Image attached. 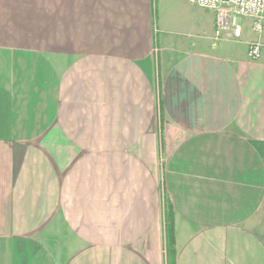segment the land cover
Here are the masks:
<instances>
[{
	"label": "crops",
	"instance_id": "obj_1",
	"mask_svg": "<svg viewBox=\"0 0 264 264\" xmlns=\"http://www.w3.org/2000/svg\"><path fill=\"white\" fill-rule=\"evenodd\" d=\"M216 17L0 0V264H168V212L174 264H264V33Z\"/></svg>",
	"mask_w": 264,
	"mask_h": 264
},
{
	"label": "built area",
	"instance_id": "obj_2",
	"mask_svg": "<svg viewBox=\"0 0 264 264\" xmlns=\"http://www.w3.org/2000/svg\"><path fill=\"white\" fill-rule=\"evenodd\" d=\"M189 2L194 6L216 12L214 34L216 41L240 38L243 33L241 18L250 19L252 30L259 35L264 33V0H189ZM262 49L263 43L260 40L251 41L248 56L257 59Z\"/></svg>",
	"mask_w": 264,
	"mask_h": 264
},
{
	"label": "trees",
	"instance_id": "obj_3",
	"mask_svg": "<svg viewBox=\"0 0 264 264\" xmlns=\"http://www.w3.org/2000/svg\"><path fill=\"white\" fill-rule=\"evenodd\" d=\"M166 218V247L168 251L167 263L174 264V247H173V224L170 213H167Z\"/></svg>",
	"mask_w": 264,
	"mask_h": 264
},
{
	"label": "rangeland",
	"instance_id": "obj_4",
	"mask_svg": "<svg viewBox=\"0 0 264 264\" xmlns=\"http://www.w3.org/2000/svg\"><path fill=\"white\" fill-rule=\"evenodd\" d=\"M160 163L163 166L162 170H161L160 187H161V191L163 193V196L165 198V203L168 204V202H167L168 196H167L166 183H165V171H164L165 170V163H166V153H165V151H162V153H161ZM52 222H57V219L56 218L53 219Z\"/></svg>",
	"mask_w": 264,
	"mask_h": 264
}]
</instances>
